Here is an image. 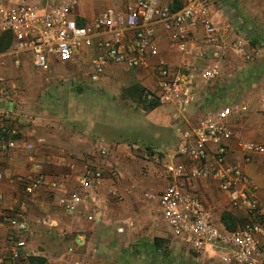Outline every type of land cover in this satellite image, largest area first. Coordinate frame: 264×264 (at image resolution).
I'll list each match as a JSON object with an SVG mask.
<instances>
[{
	"label": "built area",
	"instance_id": "2783aa9c",
	"mask_svg": "<svg viewBox=\"0 0 264 264\" xmlns=\"http://www.w3.org/2000/svg\"><path fill=\"white\" fill-rule=\"evenodd\" d=\"M81 0H0V39L6 35L10 44L0 52V71L7 59L20 69L25 59L44 76L59 65H72L91 80L102 79L110 65L129 69L146 68L157 78L156 88L147 99L161 106H172L181 134L168 150H145L147 160L162 168L169 180L159 193L160 211L175 240L199 255H216L222 264H264V196L260 187L242 166L228 161L230 142L235 136L233 119L250 111L247 102L225 104L205 111L192 122L190 113L197 98L195 83H210L222 74V57L229 48L245 63L253 60L248 41L238 36L231 44L223 41L218 23L213 18V0H121L120 5L104 8L94 21L88 22L76 10ZM203 30L201 40L194 38L196 29ZM163 35L182 56L179 63L164 59L160 49ZM208 59V60H207ZM203 68L195 73L197 63ZM60 80H67L63 76ZM0 73V82H4ZM70 83H72L70 81ZM17 83H11L17 89ZM259 109L264 112V87ZM20 126L0 118V155L22 148L25 160L32 165L29 176L6 177L0 170V204L6 201L3 185H21L28 197L35 198L42 190L57 195L66 214L84 210V218L101 223L108 204L100 201L105 174L99 167L89 166L77 177V187L68 189L48 178L42 163L35 157L33 142H22ZM42 141V140H40ZM245 162L264 155V143L240 141ZM136 148H139L138 146ZM99 154L109 155L101 145ZM200 180L215 182L229 198L231 206L242 209L246 216L234 230L226 228L205 206L197 193ZM123 200L117 189L108 193ZM154 197L153 193H146ZM12 216L4 215L9 226L10 254L0 264H31L35 253L29 239L31 223L26 203L12 200ZM69 252L73 248H69Z\"/></svg>",
	"mask_w": 264,
	"mask_h": 264
},
{
	"label": "crops",
	"instance_id": "0c3cea01",
	"mask_svg": "<svg viewBox=\"0 0 264 264\" xmlns=\"http://www.w3.org/2000/svg\"><path fill=\"white\" fill-rule=\"evenodd\" d=\"M165 1L170 3L175 1L176 5H180L181 3L180 0ZM120 2V0H81L76 12L88 22H92L104 9L98 15H95L97 7L101 5L119 6ZM213 3L215 6L213 18L219 25L223 41L231 44L236 37L244 36L246 41H248V50L254 56L253 60L255 59L254 46H258L259 54H262V49H264V0H239L242 10L253 21L252 23H246L247 31L245 32H236L233 25L235 17L233 16L232 18L229 15L230 7H232L229 2L213 0ZM202 36L203 30L201 28L196 29L194 38L201 40ZM160 49L162 50L163 58L169 62L179 63L182 60V56L174 51L171 43L163 35L160 36ZM228 58L230 59L229 61L238 62L240 60L243 62L229 48L224 52V56L221 59L222 74L218 79L212 81L213 83L211 82L212 84H216V91L219 93L227 89L226 84L229 85L225 82V80L230 78L229 75H231V63L228 61ZM204 65V61L198 62L195 73L200 71ZM6 66L7 63L5 62L0 71L1 76L5 72ZM26 66H32L29 59H25L24 65L21 68H25ZM68 67L75 66H59V68L64 69ZM21 68L18 70L22 73L24 69L21 70ZM138 70L140 69H137L135 73L137 77L132 82L141 83L150 90L155 89L157 78L153 72L146 68H143L142 71ZM80 71L82 72V70ZM52 73L53 78L60 76L59 72H54V69ZM120 77L121 69L118 65L112 64L108 67L106 77L103 80L107 83ZM200 83L203 82H199L198 80L195 83L194 87L196 91H198ZM70 90L74 91V88H70ZM245 92L248 94L250 90H245ZM220 100L228 102L226 104L241 102V99L227 101L228 99H224L223 96ZM242 101L249 104L246 97L242 98ZM22 106L23 104L18 105L14 101L8 102V108L13 113L18 112ZM251 111L235 116L233 119L235 136L230 142L228 161L231 164L242 166L245 172L260 187V193L264 196V155H255L251 162L247 163L244 160V154L239 145L240 141L264 143V137L262 136L264 134V126L259 127V119ZM175 115V110L172 106H157L148 114V117L143 122L129 126L128 128L136 132L139 130L145 136L140 135V137L135 135L131 139L110 140L106 144L109 148V157L107 158L100 156L99 150L94 144L95 139H92L87 129L88 132L85 129L80 131L75 128V125H81L80 119L82 118L74 116L73 113L70 116H66L64 121L49 118L45 115L33 116V131L24 134L26 136L22 135L21 140L22 142L34 143L35 157L42 163L44 172L48 178L59 181L68 189H75L77 187V177L86 167L101 168L105 174V181L100 190V201H105L108 204V209L102 222L95 224L84 218L83 209H80L75 214H66L58 204L57 195H53L51 192L42 190L35 198H31L25 194L21 185H12L6 181V184L3 185V189L6 192V201L0 204V259L10 254L11 248L9 226L4 215H6V218L12 216L14 213L11 210L12 200L18 198L26 203V215L31 223L32 230L29 245L35 255L45 258L42 264H106L105 260L102 263L99 262L102 256L101 251L104 250L100 240L114 235L113 227L118 222H125L131 218L138 220L140 216L142 219L145 217L153 219L148 210L151 203H146L147 201L142 197V192L148 188L155 191L163 190L169 180L159 165L147 160V155L139 158L135 153L143 143H147L148 145H143L145 146L144 152L146 149L164 151L165 154L163 156L171 159L168 150L174 146V143L180 136V127L187 126V124H180L176 120ZM59 121H63L66 128L60 130L58 127ZM89 122H91V119ZM20 128L22 134L24 131H28L27 127ZM137 146L139 148H136ZM25 154L26 152L20 148L0 155V170L6 173V177L31 175L32 165L25 160ZM143 168L146 170L145 179L140 173V170ZM112 188L119 191L123 197L122 201L119 202L117 199L109 196L108 193H110ZM196 189L205 206L213 212L217 220L221 221V215L224 210H229L242 221L244 220L246 212L242 209L233 208L228 196L221 192L215 182L200 180L196 183ZM220 209L223 210L221 213H219ZM117 230L121 231V228H117ZM172 238L175 243L187 248L183 243L175 240L173 236ZM93 241H98L99 245L92 244ZM69 248H73V251L69 252ZM193 252L197 254L195 251ZM197 257L203 260H217L221 263L218 257L212 253L210 255L197 254Z\"/></svg>",
	"mask_w": 264,
	"mask_h": 264
},
{
	"label": "rangeland",
	"instance_id": "374dc122",
	"mask_svg": "<svg viewBox=\"0 0 264 264\" xmlns=\"http://www.w3.org/2000/svg\"><path fill=\"white\" fill-rule=\"evenodd\" d=\"M222 1L229 2L232 6L229 15L232 18L235 17L233 25L236 32L247 31L246 23L253 21L242 10L239 0ZM106 6L97 7L95 15H98ZM254 47L255 59L249 65L240 60L229 61L228 58L231 63V75L225 80L229 85L226 84L227 89H224V92L216 91V84H212L213 82L199 84L196 102L190 113L192 122L198 120L205 111L215 110L228 103L220 100L222 96L228 99L227 101L239 99L242 101V98L246 97L252 107L251 113L259 119V127L264 126V112L259 109V96L264 87V49L262 54H259L258 46ZM6 63L7 66L2 75L5 81L0 82V118L11 125L27 127L28 131H24L23 136L33 131V116L45 115L64 121V118L71 113L82 118L81 125H75V128L80 131L83 129L86 132L89 131L92 139H95L94 144L98 150L101 145L107 146V142L112 139L120 141L131 139L135 135L145 136L139 130L136 132L128 129L129 126L143 122L153 110L142 105L140 100L141 88L151 90L141 83L132 82L137 77L135 74L137 69L118 65L121 69V77L105 83L103 79L106 75L98 81H93L90 77L81 75L77 67L64 69L59 68V65L54 68V72H59L60 76L67 79L62 81L59 79L60 76L53 78V73L49 76L41 75L32 66L21 68V70L24 69L21 73L14 68L10 59H7ZM13 82L18 85L15 90L11 88ZM70 88H74V91ZM245 90L250 92L246 94ZM9 101H14L18 105L23 104V106L18 112L13 113L8 108ZM90 119L91 122H89ZM63 121H59L60 130L66 128ZM262 136L264 137V134ZM143 145L148 144L143 143ZM143 145L135 153L139 158L146 155ZM140 173L145 179L146 170L143 168ZM161 190L155 191L148 188L142 192L146 203H151L148 210L153 216V221L147 217L142 219L140 216L138 220L131 218L125 222H118L113 227L115 234L100 240L104 250L101 251L102 256L99 262L102 263L105 260L106 264H221L217 260L198 259L193 251L173 241L159 207L158 196ZM147 192L155 196L147 197L145 196ZM117 201L120 202V200ZM222 211L220 209L219 213ZM117 228H121V231ZM156 238L159 240L157 247ZM92 244L99 245L98 241H93Z\"/></svg>",
	"mask_w": 264,
	"mask_h": 264
},
{
	"label": "trees",
	"instance_id": "16d2710c",
	"mask_svg": "<svg viewBox=\"0 0 264 264\" xmlns=\"http://www.w3.org/2000/svg\"><path fill=\"white\" fill-rule=\"evenodd\" d=\"M10 44V38H7L6 40V35H4L1 39H0V52H4L6 50V48L8 47V45ZM138 88H141L140 86H138ZM141 104L144 105L145 107H148L150 109H154L157 106H159L160 104L157 101H149L147 99V94L149 92V90L141 88ZM221 221L222 223L226 226V228L230 229V230H234L238 227V225H240L242 223V220L237 217L233 212L229 211V210H224L222 212L221 215ZM156 247L158 244V239L156 238ZM162 247V245H160ZM45 261V258H42L40 256H33L31 258V264H42Z\"/></svg>",
	"mask_w": 264,
	"mask_h": 264
},
{
	"label": "water",
	"instance_id": "95a60500",
	"mask_svg": "<svg viewBox=\"0 0 264 264\" xmlns=\"http://www.w3.org/2000/svg\"><path fill=\"white\" fill-rule=\"evenodd\" d=\"M11 104H13V103H11Z\"/></svg>",
	"mask_w": 264,
	"mask_h": 264
}]
</instances>
